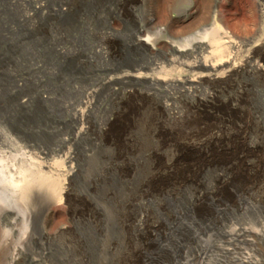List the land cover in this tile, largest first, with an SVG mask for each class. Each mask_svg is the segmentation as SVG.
Listing matches in <instances>:
<instances>
[{
	"label": "rangeland",
	"instance_id": "374dc122",
	"mask_svg": "<svg viewBox=\"0 0 264 264\" xmlns=\"http://www.w3.org/2000/svg\"><path fill=\"white\" fill-rule=\"evenodd\" d=\"M129 1L139 23L149 12L145 0H0V129L53 157L70 150L75 165L72 210L57 203L48 211L44 198L31 197L22 217L0 196V264H191L200 248L208 252L205 264H263L264 243L255 236L264 231V92L257 76L238 77L208 98L239 102L242 114L226 128L232 135L210 139V105H180L203 99L204 90L127 96L129 87L116 84L99 89L86 131L74 137L85 91L135 60L104 53L105 18ZM184 4L176 0V8ZM219 11L224 20L255 19L254 0H220ZM135 21H126L119 37ZM255 58L264 64V47ZM244 82L257 90L243 91ZM159 101L178 102L183 116L156 123L152 104ZM162 126L173 131L170 140ZM62 224L67 228L58 232Z\"/></svg>",
	"mask_w": 264,
	"mask_h": 264
},
{
	"label": "bare ground",
	"instance_id": "6f19581e",
	"mask_svg": "<svg viewBox=\"0 0 264 264\" xmlns=\"http://www.w3.org/2000/svg\"><path fill=\"white\" fill-rule=\"evenodd\" d=\"M145 1L149 12L139 23L135 21L137 7L130 1L114 6L111 14L105 18L107 46L104 53L122 62L129 60V57H134L135 60L127 65H120L116 73L103 77L85 91L75 108L74 137H79L86 131L84 124L87 123L86 119L99 89L108 86L114 90L116 84H126L129 87L124 90V95L126 93L127 96L131 93L146 96L151 92H178L186 95L204 90L203 99L180 105L188 110L191 107L210 105V110H205L210 113L207 117L215 119V131L209 136L210 139L217 138L221 133L232 135L226 128L242 114V108H238L239 102L211 103L208 98L212 92L225 89L242 76L254 75L262 81V87H258L256 83L250 85L244 82L241 87L243 91L251 92L252 95L257 90L255 87H258L264 92V64L255 58L256 51L264 47V1L254 0L255 19L251 21H246L239 15L230 18L231 20H224L219 11L220 0H184L185 4L180 8H176V0ZM223 1L228 3V0ZM129 19L136 22L135 28L125 38H121L119 34ZM178 36L181 39H173ZM253 36H258V39L249 45ZM238 54H242V57L236 60ZM241 92L240 90L239 94ZM250 98L247 96L239 101L246 103ZM141 102L135 103L132 114L139 112L140 105L143 104ZM153 107L156 109V123L163 124L167 119L183 116L179 103L175 101H159L153 103ZM121 108L124 114L130 111L127 104H123ZM107 120L112 122V117ZM241 127L247 129L248 125L240 123L238 129ZM163 128L162 126L160 131L170 140L173 131L168 129L163 133ZM127 137L128 135H123V142H120L124 146L128 144ZM208 143L209 141L199 145V148L206 147ZM72 159L70 150L53 157L41 148L33 150L30 144L22 143L0 129V196L12 200L15 203L14 210L22 217L26 213L27 200L31 197L44 198L48 211L57 203H65L66 208L72 210L67 200L70 180L75 172ZM218 206H215L216 211H219ZM66 228L67 225L62 224L57 230L61 232ZM242 233L239 232L238 235ZM50 236L51 233L47 230V238ZM255 236L264 243V231L256 232ZM207 256V249L200 248L197 250V261L191 264H205Z\"/></svg>",
	"mask_w": 264,
	"mask_h": 264
}]
</instances>
